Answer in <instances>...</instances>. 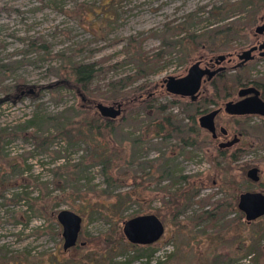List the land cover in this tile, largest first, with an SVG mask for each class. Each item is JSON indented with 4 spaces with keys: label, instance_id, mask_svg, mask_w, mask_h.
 I'll return each instance as SVG.
<instances>
[{
    "label": "rangeland",
    "instance_id": "obj_1",
    "mask_svg": "<svg viewBox=\"0 0 264 264\" xmlns=\"http://www.w3.org/2000/svg\"><path fill=\"white\" fill-rule=\"evenodd\" d=\"M231 1L0 0V97L18 93L19 86L34 87L32 93L0 101V125H15L35 112L54 114L69 105L86 118L98 115L104 121L94 102H123L114 118L117 129L101 127L98 142L76 138L68 143L57 137L49 150H42L17 135L5 145L0 155V264H112L111 260L264 264V214L247 220L237 206L241 191H264L262 117L219 112L216 124L227 126L229 136L244 130L224 153L218 152V139L211 136L201 146L183 144L182 135L165 119L183 125L184 137L196 136L198 142L207 131L197 120L204 107L237 95L240 84L227 81L215 89L205 82L197 99L200 111L195 112L187 96L169 93L162 84L164 76L186 73L199 57L234 51L255 41L264 0L249 22L252 5L230 10L226 18L217 20L214 7ZM233 19L239 22L235 36L231 37L233 31L213 29ZM180 27L203 32V41L196 46L190 41L174 43L186 32L178 33ZM167 30L171 34L163 43L159 34ZM186 47H190L187 54ZM139 53L141 58L134 57ZM70 60L92 61L99 67L89 82L90 93L65 87L53 92L46 86L65 77ZM223 63L229 67L225 74L247 75L243 81L264 80V60L237 70L230 68L232 61ZM141 66L147 69L137 72ZM126 75H132L124 88L129 91L114 99L106 97L112 91L111 81ZM141 101H149V110H137ZM193 111L198 134L190 130ZM54 149L62 156H56ZM101 150L111 158L110 171L103 165L104 156L94 158V151ZM63 162L66 168L57 166ZM252 165L259 167L258 180L246 175ZM55 175L61 177L58 183L53 182ZM109 175L120 178L112 180ZM179 188L189 192L178 194ZM18 193L26 197L18 198ZM60 208L82 216L78 241L64 255L62 227L55 216ZM148 213L161 220L163 231L152 241L135 244L124 234L123 222ZM143 244L156 247L151 256L127 261Z\"/></svg>",
    "mask_w": 264,
    "mask_h": 264
},
{
    "label": "trees",
    "instance_id": "obj_2",
    "mask_svg": "<svg viewBox=\"0 0 264 264\" xmlns=\"http://www.w3.org/2000/svg\"><path fill=\"white\" fill-rule=\"evenodd\" d=\"M261 2V0H234L228 3H225L224 5H217L214 8L217 10L215 15V18L217 20H222L224 18H226L228 16V14L230 13V10H236V9H243L244 7H246L247 5H252L251 10H250V14L248 17V22L251 21L253 19V14L254 12L257 10L258 8V4ZM239 22L236 19H233L231 21L228 22V24H224V25H219L213 29L218 31H233L231 37L235 36L236 34V30L238 27ZM174 27H176L174 25ZM186 31L183 35H180V37L178 39H175L174 43H184L185 41H190L192 43L193 46H196L197 44H199V42L203 41V38H201L202 36H204V33H196V32H192V31H187V29H184L183 27L177 28L176 31H178V33L180 31ZM212 30V29H211ZM172 32V31H171ZM205 32V31H204ZM177 33V32H176ZM159 34V33H157ZM169 31H165L161 34H159L162 38V42L166 43L168 37H169ZM166 41V42H165ZM190 50V47H186V51L185 54H187ZM161 53V51H157L155 52V54H159ZM141 54H136L134 55V57L137 58H141ZM142 64V63H141ZM139 64V65H141ZM3 65L0 63V67H2ZM147 68L141 66L138 68L137 72H142L144 70H146ZM99 67L96 66L95 62L92 61H78V60H70L68 65H67V74L65 75V77H61L55 81H53L52 83L46 85L47 87H49L53 92H56L58 90H60L61 88L65 87V88H71L77 92H91V90L89 89V82L91 81V79L93 78V76H95L98 72H99ZM132 75H126V76H122L119 77L115 80L111 81V94L106 96L108 98H117L121 95H123L125 92L124 88L127 86V84L130 83V81H132ZM247 75H242V74H225L222 73L220 75V77H218L216 79V84L217 86H221L224 87L225 84H227V81H231V85L233 84H241V82L243 81V79H246ZM124 92V93H123ZM86 95V93H85ZM207 101L209 100H213L212 98L210 99H206ZM149 101L147 102H143L141 101V103H139L137 105V110L139 109H144V110H149V106L150 104H148ZM189 105L194 108L195 112H199V101L193 100V101H189L188 102ZM89 105V104H88ZM71 111V112H70ZM194 111L191 112L189 114V117L192 119V125L190 126V130L191 132H195L196 134L199 133L200 127L196 126L195 123V113ZM81 116V119H74L75 116ZM98 115H93L90 118H86V115L83 113V111H80L78 108H76L74 105H69L64 107L63 109L59 110L58 112L54 113V114H40L38 112L33 113L32 115H30L29 117H27L26 119L23 120V122H19L15 125L9 126V125H0V155L3 154L4 152V147L5 145L15 136L17 135H21L23 138H29L30 140L33 141L35 147H39L42 150H49L48 146L50 145V143L57 137H63L67 140L68 143H73L76 141V138H80V139H89L90 141H96L98 142V135L100 136L102 134L101 132V127H110V131H114V129H117L116 123L114 122V119L111 118H106V120L104 121H99L98 120ZM89 119V120H88ZM167 120L168 123L171 124V128L174 130H178L179 133L182 135L181 139L183 140V144H187V145H197V146H201L200 143L207 141V137H209V133L204 130L203 131V135L201 136V138L198 140V142L196 141V136H192V135H187V137L185 138L181 131L184 130V126L183 125H178V124H173L172 122H170L171 120L169 119V117L165 118ZM98 120V122H97ZM104 124H103V123ZM114 126H116L114 128ZM156 127V129H158V125L155 124L154 125ZM260 127L259 125H255ZM53 128L54 130L51 131L50 128ZM257 127V128H258ZM256 128V127H254ZM261 128V127H260ZM248 129H251V126H248ZM252 130V129H251ZM263 129L261 128V131ZM242 132H244L243 129H241ZM195 134V135H196ZM135 138V137H134ZM136 139V138H135ZM228 149V147L225 148H218V152L219 153H224L226 150ZM55 152L56 156H62L59 153L58 149H54L53 150ZM5 154V153H4ZM94 158H96L97 156H104L105 159L103 161V165L106 168V170L110 171V169L112 168V161L111 158L108 157V155H106L104 153L103 150L101 151H94ZM25 161V157H23V162ZM68 164H66L65 162L57 165L58 167L63 166V167H67ZM12 167H15V164H12ZM76 168V167H74ZM23 169V168H22ZM20 169V170H22ZM72 171V169H71ZM70 172V171H68ZM185 177H187L188 175H183ZM109 179L112 180H116L120 177H118L117 175H115L114 177L112 175L108 176ZM135 177V176H134ZM60 176L59 175H55V177H53V182L54 183H58V181L60 180ZM66 180V179H65ZM189 181V180H188ZM180 191H184L183 194H187L186 192H189L188 189H177L176 193L178 194H182ZM128 194H131V192L127 191ZM18 198L21 197H26L25 194H17ZM203 202H206L203 201ZM205 213L206 215H209L210 212L208 209H205ZM136 244V243H135ZM140 248L136 249L134 251V253H132L128 258L127 261L137 257V256H141L143 254H145L146 256L150 257L152 252H154L155 250V246L152 245H139ZM67 250V249H66ZM255 248H251V251H254ZM61 254H65V250L62 248L61 250ZM110 263L112 264H120L122 262L120 261H110ZM56 264V263H55ZM153 264H159V261L154 262Z\"/></svg>",
    "mask_w": 264,
    "mask_h": 264
},
{
    "label": "water",
    "instance_id": "obj_3",
    "mask_svg": "<svg viewBox=\"0 0 264 264\" xmlns=\"http://www.w3.org/2000/svg\"><path fill=\"white\" fill-rule=\"evenodd\" d=\"M264 29V22L255 26V32H261ZM264 48V40L258 45H251L248 48L236 51L238 57L242 58L238 62L240 64L247 59L252 50ZM225 53H218L215 55V62H221L225 58ZM224 65H218L217 67L210 69L209 67H202L200 60L196 59L188 67L186 73L182 75L168 74L162 78V84L169 93H173L180 96H187L191 101L195 100L199 94L200 86L203 80V75L207 72V78H210L215 72L224 69ZM255 91V94L251 96H244L250 91ZM18 93L7 94L0 97V101L5 100L11 96H18L23 93H32L34 87L31 85L19 86L17 88ZM237 94L241 96L236 100H226L224 103V110L228 113H249L255 112L264 115V101L257 95V89L252 86H241L237 90ZM97 111L106 118L114 119L122 111L121 100H112L109 103L101 100L94 102ZM220 107L212 108L209 111L201 113L198 117V123L201 127L207 129L211 133V136L215 137L216 124L215 115L219 111ZM221 132H226V128L221 125L219 127ZM239 140V136L234 134L232 138L221 140L218 142V146H230ZM259 167L256 165L250 166L246 174L253 180L259 178ZM238 207L244 211L245 218L247 220L254 219L264 214V192L261 190H244L239 193ZM56 219L61 224V234L63 237L62 248L64 250L75 245L79 238V232L81 230L82 216L69 208H60L57 210ZM163 231V224L161 220L152 213L139 214L133 217L127 218L123 222V232L127 238L132 242L146 243L157 238ZM81 244L85 241L81 240Z\"/></svg>",
    "mask_w": 264,
    "mask_h": 264
},
{
    "label": "flooded vegetation",
    "instance_id": "obj_4",
    "mask_svg": "<svg viewBox=\"0 0 264 264\" xmlns=\"http://www.w3.org/2000/svg\"><path fill=\"white\" fill-rule=\"evenodd\" d=\"M261 18H262V22H264V16H261ZM259 33V36L255 39V41L253 42V43H251L250 45H248L247 47H244V48H241V49H245V48H248V47H250L251 45H258L261 41H263L264 40V29H263V31H261V32H258ZM241 49H237V50H234V51H230V52H225V54H226V56H225V58L221 61V62H215V55H210V56H207V57H199L198 58V60H200V65L202 66V67H209L210 69H213V68H215V67H217L218 65H224L225 66V68L224 69H222V70H219V71H217V72H215L210 78H207L206 76H207V72H205L204 73V75H203V80H202V83H201V86H200V90H199V93L203 90V88H204V85L203 84H205V82H208V83H210V84H212V85H214L215 86V89L217 88V89H219V87L217 86V84H216V79L218 78V77H220V75L222 74V73H226V71H228V66L225 64V63H223L224 62V60H226L227 62H231L232 61V63H230V68H232V69H234V70H237V68H239V67H244V66H247L250 62H254V61H256V60H264V48H262V49H259V48H256V49H254V50H252V52H251V55L247 58V59H245L243 62H241L240 64H238V62L240 61V60H242V58H240V57H238V55L236 54V51H238V50H241ZM233 57H236L237 59L236 60H234L233 59ZM187 71V70H186ZM249 85H252V86H254L256 89H257V95L264 101V80H261V78H258V77H252V78H248V80L247 81H242L241 82V84L238 86V89L241 87V86H249ZM237 89V90H238ZM217 91V90H216ZM237 93V92H236ZM253 94H255V91H250V92H248V93H246L244 96H251V95H253ZM198 97H199V94H198V96H197V98L196 99H198ZM241 96H239L238 94L234 97H231V98H228L227 100H229V99H232V100H236V99H238V98H240ZM195 99V100H196ZM206 98L204 97L203 98V100H205ZM225 101L226 100H224L222 103H219L217 106H213V107H211V108H205L204 107V110H203V112H206V111H209L210 109H212V108H216V107H220V109H219V111L216 113V115H215V118H216V116H217V114H219V112H221L222 110H224V103H225ZM212 104H214V102L212 103ZM225 111V110H224ZM202 112V113H203ZM226 112V111H225ZM226 113H228V112H226ZM228 114H230V115H238V116H243V117H250V116H255V115H257V116H261L262 117V119L264 120V115H262V114H260V113H255V112H249V113H228ZM106 118V117H105ZM214 118V119H215ZM215 124H216V121H215ZM222 125V124H221ZM221 125H218L217 126V124H216V132H217V135L215 136V137H213V136H211V133H210V136L213 138V139H218V141H217V145H218V142L219 141H221V140H226V139H229V138H232L233 136H234V134H237L238 136H239V139H240V135H241V133H242V131L239 129V130H237V131H234V132H232V134H231V136H229V129L227 128V126H225V125H223L225 128H226V132H221L220 131V129H219V127L221 126ZM219 138H220V140H219ZM239 141V140H238ZM238 141H236V142H238ZM235 142V143H236ZM235 143H233V144H235ZM232 144V145H233ZM232 145H230V146H232ZM220 147V146H219ZM225 147H229V146H224V147H220V148H225ZM249 168V167H248ZM247 168V169H248ZM247 171V170H246ZM247 175V174H246ZM262 191V190H261ZM264 192V191H263ZM239 198V197H238ZM237 206H238V200H237ZM239 208V207H238ZM240 209V208H239ZM241 211H243L242 209H240ZM244 212V211H243Z\"/></svg>",
    "mask_w": 264,
    "mask_h": 264
}]
</instances>
